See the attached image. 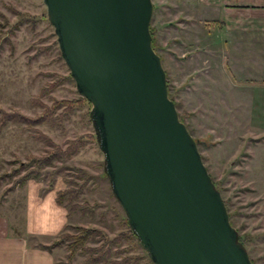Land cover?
Here are the masks:
<instances>
[{
    "label": "rangeland",
    "instance_id": "374dc122",
    "mask_svg": "<svg viewBox=\"0 0 264 264\" xmlns=\"http://www.w3.org/2000/svg\"><path fill=\"white\" fill-rule=\"evenodd\" d=\"M151 1L154 49L160 55L178 116L196 139L201 159L226 202L229 221L244 236L242 244L250 259L253 264H264V89L254 83L220 93L197 89L194 73L202 69L227 73L235 67L228 63L226 47L222 48L221 26L212 24L216 6L201 8L196 0ZM234 67L237 73H251L244 66ZM78 96L42 0H0V112L32 118L45 107L52 108L55 100ZM64 106H56L39 122L26 123L13 119L12 114L0 122V215L8 217L12 232L27 237L29 248H39L37 242L48 243L56 236L20 231L25 216L29 214L34 222L41 210L57 217V208L63 222L92 225L110 237L127 227L103 169L89 118L90 103L84 100L80 105ZM40 134L61 148L78 136L82 142L74 151L41 166L37 178L25 180L27 185H11L13 178L32 167L26 164L30 156L51 147ZM66 179L80 184L74 202L85 200L93 204L91 209L77 208L66 214L65 206L53 205L54 193L68 185ZM109 248L108 259L126 256L117 264H153L136 237L122 236ZM40 249L50 252L53 264L65 260L64 242L50 250ZM71 264L116 263L86 261L84 254L75 253Z\"/></svg>",
    "mask_w": 264,
    "mask_h": 264
},
{
    "label": "water",
    "instance_id": "95a60500",
    "mask_svg": "<svg viewBox=\"0 0 264 264\" xmlns=\"http://www.w3.org/2000/svg\"><path fill=\"white\" fill-rule=\"evenodd\" d=\"M103 169L153 264H253L151 45V0H42Z\"/></svg>",
    "mask_w": 264,
    "mask_h": 264
},
{
    "label": "crops",
    "instance_id": "0c3cea01",
    "mask_svg": "<svg viewBox=\"0 0 264 264\" xmlns=\"http://www.w3.org/2000/svg\"><path fill=\"white\" fill-rule=\"evenodd\" d=\"M196 4L208 9L216 6L217 16L212 17V24L221 26L218 30L219 33L222 32V41L225 42L222 48L226 47L228 50V63H233L235 67L240 68L244 66L247 71L251 72L248 75L237 73L233 70L234 66L227 73L217 70L210 73L202 69L200 74L194 73V79L197 81L196 88L202 92L209 88L213 92L216 90L220 93L228 88L232 91L236 87L241 90L250 87L245 84L254 83L260 85L259 88L263 90L264 0H196ZM220 47L218 46L219 51ZM218 57L219 53L216 54V58ZM186 75L185 73V78ZM27 182L23 185L25 183L27 185ZM53 203L57 207V203L55 201ZM55 209L57 217L41 210L34 220L35 224L31 216L27 214L20 231L24 230L27 235L31 236L57 234L65 222L60 219L59 209ZM10 228L8 217L0 215V264H53L54 258L50 252L40 247L29 248L26 243L27 237L24 238L16 231L12 232Z\"/></svg>",
    "mask_w": 264,
    "mask_h": 264
},
{
    "label": "trees",
    "instance_id": "16d2710c",
    "mask_svg": "<svg viewBox=\"0 0 264 264\" xmlns=\"http://www.w3.org/2000/svg\"><path fill=\"white\" fill-rule=\"evenodd\" d=\"M150 32L152 33V29L149 26ZM151 45L154 48V40L151 36ZM167 85V93L170 98V88L168 86V81L166 80ZM84 100H86L82 96H78L76 98L70 99H60L55 100L52 104V108L45 107L44 112L38 114L36 117L29 118L27 116H23L18 113H8V112H0V122L3 121L7 116H12V118L17 120H23L26 123H34L42 121L48 118L53 112V109L60 104H65V108H70L72 103H76L80 105ZM180 118V117H179ZM181 119V118H180ZM90 134H85V136H89ZM38 137L45 138V141L48 142L50 148L44 150V152L40 155H32L28 158L26 164L31 163L32 167L26 168L21 174L13 178L11 185L21 186L25 182L27 178H37L39 175V169L43 165L51 164L53 159L62 157L71 151H74L79 143L82 142V138L75 137L71 139L68 145L65 148H61L58 145L54 144L50 141L47 137L40 134ZM195 139V138H194ZM196 141V139H195ZM13 169L12 171H15ZM213 181V180H212ZM67 186L57 189L55 191L54 201L57 204H62L67 208L66 214H70L75 209H80L81 211H85L86 209H91L93 204H88L85 200L81 202H74V200L78 197V193L80 192V184L75 182L73 179H66ZM215 187L217 188L216 183L213 181ZM77 184V185H76ZM218 189V188H217ZM223 202L226 206V202L223 199ZM228 215L229 212H228ZM123 220L122 223L125 224L127 227L123 230H120L115 236H108L103 230L97 228L92 225H80V224H71V223H64L60 232L56 234V236L48 243H41L37 242V246L40 248H45L50 250L53 246H58L61 242L65 243L66 247V254L65 260L61 261L59 264H71V258L75 253L84 254V259L86 261H104L107 260L110 262H115L116 264L122 262L126 259V256H123L120 260L108 259L110 251L111 243L115 242L118 243L122 236L125 237H135L132 230L128 227L126 223V219L124 215L122 216ZM239 241L242 243L244 242V236L238 235ZM99 241L95 245H88L86 244L87 241ZM105 244V245H104ZM117 250H113L116 252ZM135 261V259H133ZM252 261V260H251Z\"/></svg>",
    "mask_w": 264,
    "mask_h": 264
}]
</instances>
